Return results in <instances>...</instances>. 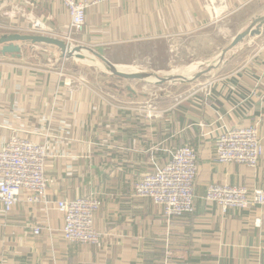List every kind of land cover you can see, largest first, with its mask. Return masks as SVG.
<instances>
[{
    "label": "crops",
    "instance_id": "0c3cea01",
    "mask_svg": "<svg viewBox=\"0 0 264 264\" xmlns=\"http://www.w3.org/2000/svg\"><path fill=\"white\" fill-rule=\"evenodd\" d=\"M86 1L97 2L86 8L76 43L118 66H133L124 64L142 46L150 56L161 41L201 40L214 24L262 13L264 6V0ZM30 16L55 35L69 23L60 0H0V35L26 28ZM233 52V70L213 80L209 96L194 89L155 117L142 114L130 86L122 100L109 99L79 80L65 84L62 67L34 66L23 57L30 47L18 58L0 53V124L23 126V136L41 140L28 131L48 122L55 153L44 169L49 207L20 201L0 213V264H264V205L222 212L204 199L210 183L264 189V151L255 169L214 159L221 126L257 123L264 149V32ZM9 134L0 128L1 140ZM186 144L197 153L194 211L167 219L152 199L135 196L134 186ZM77 197L101 202L94 220L102 234L98 245L72 243L60 233L63 217L54 201ZM34 226L42 228L38 235Z\"/></svg>",
    "mask_w": 264,
    "mask_h": 264
},
{
    "label": "built area",
    "instance_id": "2783aa9c",
    "mask_svg": "<svg viewBox=\"0 0 264 264\" xmlns=\"http://www.w3.org/2000/svg\"><path fill=\"white\" fill-rule=\"evenodd\" d=\"M60 1L69 15V23L64 35H55L41 19L35 17L32 19V16L28 18L30 24L26 26L27 31L24 32L51 35L68 43L78 44L74 35L81 32L85 25L86 8L97 1ZM21 30L17 28V31L23 32ZM64 79L67 85L77 80L68 76ZM211 86L212 82L204 83L200 87L205 97L209 96ZM262 97L264 99V93ZM141 112L149 117H155L160 113L154 107L141 108ZM204 126L200 124L201 128ZM0 128H7L10 131L5 140L0 139V213L8 214L20 201L28 205L42 204L48 208L51 202L46 197L48 179L44 175V169L47 159L55 154L51 148L50 140L53 134L50 131V124L47 122L45 126L41 125L37 129L28 131L41 140L23 136L25 131L23 126L6 123L0 124ZM263 151L257 123L248 126H221L215 136L214 159L221 164L236 163L255 169ZM197 170L196 150L187 145L178 147L171 152L168 161L155 166L153 172L137 180L133 193L137 197L152 199L167 219L192 213ZM204 199L216 204L222 212L229 209L247 210L264 205V189L210 183L206 188ZM100 205L101 202L97 197L54 201L55 209L63 217L60 229L63 239L72 243L98 245L102 234L95 228L94 220ZM41 230L40 226H34L32 233L38 235Z\"/></svg>",
    "mask_w": 264,
    "mask_h": 264
},
{
    "label": "rangeland",
    "instance_id": "374dc122",
    "mask_svg": "<svg viewBox=\"0 0 264 264\" xmlns=\"http://www.w3.org/2000/svg\"><path fill=\"white\" fill-rule=\"evenodd\" d=\"M260 10H262L260 12L264 14V6L263 9ZM246 13L239 14L228 20L226 23H217L214 24L213 27L207 28L201 32L204 34V36L201 37V40L197 39L192 41L186 39L184 41H180L179 43H166L161 41L158 44V47L155 48L157 52L155 55L149 56L148 50L150 47L147 49V47L142 46L139 50L140 52L133 55L136 59L130 63L124 64L136 66L137 69L139 67V70L156 72L158 73V76H163L166 74L165 72H171V69L175 67H182L186 65L192 66L193 64L197 66L198 63H203V65H200V68L202 67L201 69H206L208 66L217 63L216 66H219L217 70L207 73L194 81L183 82L181 80H172L162 84H156L152 77L149 78V81L122 79L109 74V72H104L100 68L102 66L98 63H94L92 61L93 59H91L92 57H88V55L83 58V61L79 59L75 61L65 58L59 59L57 49L40 44H37L38 48H31V53H27L28 55L25 53L23 57L31 58L34 66L39 68L49 69L56 66L62 67L64 69V71L61 69L62 72L67 74L69 78L77 79L86 84L92 85L95 89L101 90L105 97H108L109 99L122 100L119 96L122 95V98L127 96L126 94L129 91H127L126 87L130 86L138 95L133 98L140 101V105L138 106L139 108L154 107L157 111H159V109L172 104V102L180 101L183 97L185 98V96L194 89H198V92L202 84H210V82L213 83L215 78H221L229 71L233 70L235 65V61L233 60V49L237 46L232 50H229L220 62L219 55L221 50L228 46L235 34L246 27L254 16L258 15H252L253 12L249 13L250 15H246ZM21 31H23L21 33H25L24 31L27 30L24 28ZM82 31L77 35L82 33ZM59 35H64V32L62 34L59 33ZM250 37L253 36H247L243 42L245 43L248 39H250ZM74 38H76V35H74ZM87 54L91 55L89 52H87ZM106 54H109V52ZM128 56L132 57L131 53H129ZM246 56L247 55H244V58ZM231 60L232 62L228 64ZM241 61L242 59H239L236 62ZM170 75L174 74L171 73ZM73 82L77 83L75 81H71V83Z\"/></svg>",
    "mask_w": 264,
    "mask_h": 264
},
{
    "label": "water",
    "instance_id": "95a60500",
    "mask_svg": "<svg viewBox=\"0 0 264 264\" xmlns=\"http://www.w3.org/2000/svg\"><path fill=\"white\" fill-rule=\"evenodd\" d=\"M262 29V30H261ZM264 32V14H258L254 16L250 23L241 29L239 32L235 34L227 47L223 48L219 55V62L223 60L224 56L229 50L235 48L238 44L243 42L247 36L259 35ZM37 44L43 46H49L57 49V53L59 58L71 59V60H82L86 57L83 53L84 51L89 52L94 59L92 60L94 63L100 64L102 67L107 68L111 73L118 78L128 79V80H142L149 81V78H153L156 84H162L167 81H172L174 79H179L183 82L186 81H194L199 77L210 73L219 66L210 65L206 69H200L192 76H183V75H168L165 74L163 76H157L152 74L145 73H130L118 68V64L112 62L110 59L100 54L99 52L93 50L90 47L85 45H74L68 43L58 37H54L51 35H40V34H32V33H21V32H13L8 34L0 35V53L4 56H11L13 58H18L21 56V52L26 47L34 48ZM128 90L131 88L128 87Z\"/></svg>",
    "mask_w": 264,
    "mask_h": 264
},
{
    "label": "bare ground",
    "instance_id": "6f19581e",
    "mask_svg": "<svg viewBox=\"0 0 264 264\" xmlns=\"http://www.w3.org/2000/svg\"><path fill=\"white\" fill-rule=\"evenodd\" d=\"M88 57H92L91 59H94V57L91 56V55H88ZM200 65H203V63H198L197 66L194 65V66H187V67H182V68H176V69L172 70L171 72L168 71V72H165V73L168 74V75H170L171 73H182V74H184L183 76H187L188 77V76H191V75L195 74L196 72H198L199 71L198 69H199ZM100 68L104 72H109V74L111 73L107 68H104V67H100ZM118 68L121 69V70H124V71H128L130 73H137V74H140V73L152 74L153 73L154 75H157L158 76V73H156V72H148V71L139 70L135 66H118ZM193 70H194L195 73L188 74V73L192 72ZM177 80L180 81L179 79H174V81H177Z\"/></svg>",
    "mask_w": 264,
    "mask_h": 264
},
{
    "label": "trees",
    "instance_id": "16d2710c",
    "mask_svg": "<svg viewBox=\"0 0 264 264\" xmlns=\"http://www.w3.org/2000/svg\"><path fill=\"white\" fill-rule=\"evenodd\" d=\"M187 145V144H186ZM183 146H185V145H183ZM187 146H190V145H187ZM175 150V149H174Z\"/></svg>",
    "mask_w": 264,
    "mask_h": 264
}]
</instances>
